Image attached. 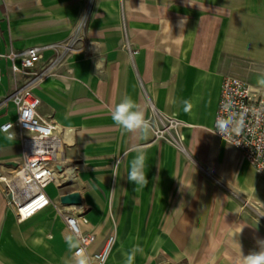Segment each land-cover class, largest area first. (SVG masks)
Returning a JSON list of instances; mask_svg holds the SVG:
<instances>
[{"label":"crops","instance_id":"obj_1","mask_svg":"<svg viewBox=\"0 0 264 264\" xmlns=\"http://www.w3.org/2000/svg\"><path fill=\"white\" fill-rule=\"evenodd\" d=\"M34 46L44 48L39 67L60 56L34 89L38 115L62 141L59 186L46 193L51 201L80 194V206L63 208L95 234L90 254L113 231L114 264L137 246L133 264L150 250L165 264H236L258 250L264 172L212 128L224 76L261 86L264 0H0V100L21 82L8 55ZM125 95L151 123L147 139L112 121ZM2 103L0 126L16 119L13 104ZM137 149L146 155V187L127 179ZM15 150L19 159L18 140L0 131V162H16ZM68 234L50 205L18 222L0 184V264H64Z\"/></svg>","mask_w":264,"mask_h":264},{"label":"built area","instance_id":"obj_2","mask_svg":"<svg viewBox=\"0 0 264 264\" xmlns=\"http://www.w3.org/2000/svg\"><path fill=\"white\" fill-rule=\"evenodd\" d=\"M43 50V47L34 46L8 55L12 62L11 72L15 78L16 76L21 78V82L2 103L13 104L16 119L2 124L0 131L6 138L17 139L19 142L20 157L16 161L17 166L7 173L11 174L14 180L20 181L23 191L17 194L14 191L15 182L2 181L1 176L5 172L0 174V184L7 206L15 211L18 222L51 205L46 188L52 182L61 179L56 177L61 175L60 134L51 120L38 115L40 100L34 92L54 69L60 56L53 57L39 67ZM16 59L20 60V66L14 64ZM218 119L231 120L229 128L242 120L239 134L233 132L222 137L216 126ZM212 132L234 148L242 160L257 173L264 172V86L249 84L237 76H224ZM55 209L63 216L67 229L74 236L79 234L80 246L85 249L92 264H105L114 245L115 235L109 234L102 248L90 254L89 247L95 241V234L82 232L79 217L65 211L63 207Z\"/></svg>","mask_w":264,"mask_h":264},{"label":"clouds","instance_id":"obj_3","mask_svg":"<svg viewBox=\"0 0 264 264\" xmlns=\"http://www.w3.org/2000/svg\"><path fill=\"white\" fill-rule=\"evenodd\" d=\"M187 18H182L179 21V26L181 29L183 25L186 24ZM169 23V21H168ZM170 25V24H169ZM171 28V26H170ZM258 84L264 86V76L258 80ZM186 105L185 111H188L191 105L188 101H184ZM110 116L115 126L120 128L123 133H132L139 134L140 139H147L151 131V123L145 117V112L139 107V105L129 96L125 95L121 101L110 110ZM232 124V121H225L223 119L217 120V129L218 132L224 137L225 134L230 135L231 133L239 134L240 128L242 126V120L235 122L234 126L229 128V125ZM146 155L142 150L137 149L136 157L131 161L130 171L128 172L127 179L139 187H146L149 183L147 175L145 174V164ZM117 162L114 166V175L115 170L118 169ZM113 175V176H114ZM245 226L241 227L237 233H234V236H238L242 229ZM43 232V229H41ZM65 241L68 245V249L71 253L70 258H65L64 264H92L89 256L87 255L85 249L80 246L79 234L76 236L68 234L65 236ZM34 244H41L43 241L39 238L33 241ZM157 243H159V238H157ZM257 251L249 252L247 255H243L237 260L236 264H264V239L257 240ZM74 250V251H73ZM137 251H142L139 246L132 249L131 253L126 254L125 264H133L135 253ZM177 260L180 259V256L177 255Z\"/></svg>","mask_w":264,"mask_h":264},{"label":"rangeland","instance_id":"obj_4","mask_svg":"<svg viewBox=\"0 0 264 264\" xmlns=\"http://www.w3.org/2000/svg\"><path fill=\"white\" fill-rule=\"evenodd\" d=\"M19 85V84H18ZM17 85V86H18ZM16 86V85H15ZM14 86V87H15ZM1 102L3 101V99L2 100H0ZM9 154H12V155H16L15 156V158L14 159H18V150H15L14 152H12V153H9ZM0 165H3L2 167L3 168H1V171L2 172H5V173H7V172H10L11 171V169H13V166H11V165H9L8 166V164H4V163H2V162H0ZM5 176H7V175H5ZM56 182H54V184H55ZM53 184V186H56V184L54 185ZM58 186H59V184H58ZM62 186V185H61ZM61 192V191H60ZM59 192V193H60ZM50 207H52V208H54L55 209V207H57V208H61V207H64V206H62L61 204H60V202H59V200H55V201H51V205H50ZM73 211H69V213H72ZM112 234H114L115 235V242H116V233L113 231L112 232ZM114 242V245H113V247H112V249H111V251H110V253L113 251V249H114V246H115V243ZM110 253H109V255H110ZM124 254V253H123ZM108 260H106V262H105V264H114V262H112V259L109 257V258H107ZM126 258H125V256L122 258V260H121V262H123V264H125V260ZM141 264H165V261L163 260V258H162V256H160V255H158V253H156V252H152L151 250H150V255H149V258H147L144 262H142Z\"/></svg>","mask_w":264,"mask_h":264},{"label":"water","instance_id":"obj_5","mask_svg":"<svg viewBox=\"0 0 264 264\" xmlns=\"http://www.w3.org/2000/svg\"><path fill=\"white\" fill-rule=\"evenodd\" d=\"M9 165L16 167V162L10 163ZM59 202L62 206H73L78 207L82 204L81 196L77 192H71L60 196Z\"/></svg>","mask_w":264,"mask_h":264},{"label":"bare ground","instance_id":"obj_6","mask_svg":"<svg viewBox=\"0 0 264 264\" xmlns=\"http://www.w3.org/2000/svg\"><path fill=\"white\" fill-rule=\"evenodd\" d=\"M5 175H7V176H5ZM1 177H2V181H5L7 183L15 182V184H16V189H14L15 193L19 194V193H21L23 191V187L20 184V181L18 179L14 180V178H13V176L11 174L4 173ZM56 177L59 178L61 176L57 175ZM55 182L57 183L56 186H58L59 180H57ZM52 183H54V182H52ZM65 207H73V206H65ZM68 210H74V208H71V209H68Z\"/></svg>","mask_w":264,"mask_h":264}]
</instances>
